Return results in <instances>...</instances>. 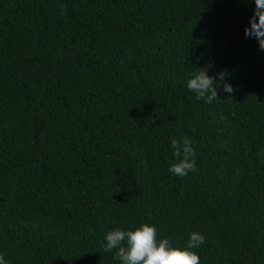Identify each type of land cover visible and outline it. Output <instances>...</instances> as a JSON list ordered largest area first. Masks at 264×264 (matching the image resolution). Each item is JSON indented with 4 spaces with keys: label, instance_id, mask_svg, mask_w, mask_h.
Here are the masks:
<instances>
[{
    "label": "trees",
    "instance_id": "obj_1",
    "mask_svg": "<svg viewBox=\"0 0 264 264\" xmlns=\"http://www.w3.org/2000/svg\"><path fill=\"white\" fill-rule=\"evenodd\" d=\"M254 9L0 0L8 264H121L104 236L141 224L174 248L202 234L200 264H264V50L245 35ZM201 68L221 85L211 104L187 88ZM174 138L196 152L185 177L168 170Z\"/></svg>",
    "mask_w": 264,
    "mask_h": 264
},
{
    "label": "clouds",
    "instance_id": "obj_2",
    "mask_svg": "<svg viewBox=\"0 0 264 264\" xmlns=\"http://www.w3.org/2000/svg\"><path fill=\"white\" fill-rule=\"evenodd\" d=\"M254 14L250 19V28H245V35L255 37L259 42V48L264 50V0H254ZM258 18V20H257ZM223 79V74H221ZM221 85L207 75L206 69H199L194 77L187 80V88L195 93L197 100H205L211 104L218 98V88ZM222 89L232 93L230 84L224 83ZM173 156L175 162L170 163L169 171L178 177H185L189 172L196 171V152L191 141L187 138L172 139ZM104 240L103 250L113 252L115 259L121 264H200L199 256L191 249L202 245L205 237L197 232L189 234L186 248H174L167 238L157 240V229L149 224H141L135 230H121L116 228L108 231ZM0 264H8L4 256L0 254Z\"/></svg>",
    "mask_w": 264,
    "mask_h": 264
}]
</instances>
